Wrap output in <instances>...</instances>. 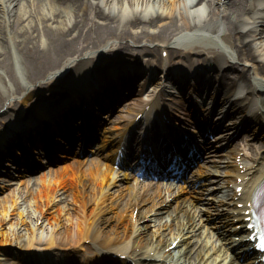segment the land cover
Here are the masks:
<instances>
[{"label": "bare ground", "instance_id": "1", "mask_svg": "<svg viewBox=\"0 0 264 264\" xmlns=\"http://www.w3.org/2000/svg\"><path fill=\"white\" fill-rule=\"evenodd\" d=\"M54 1L0 0V108L5 105L7 99L17 98L29 84L40 82L55 69L64 67V69L68 68L69 72H80L91 58L97 60L101 56L96 55L83 61L86 51L103 47L109 41H111L110 47L105 48L100 54L113 55L115 58L122 54L127 56L126 60L137 61L140 53L147 52L155 55V58H150L154 60L159 58L156 53L159 48L160 53L164 49H168L169 53H172V50L175 51L173 46L176 43L170 42L173 38L179 40L183 32V35L186 33L188 38L191 33L197 31H203L204 39L211 43L203 46L204 48L195 45L194 50L201 52L199 53L201 55L193 63L211 67V69H205V72L214 81V85L217 83V87L214 88L220 89L225 94L226 89L232 91L239 83L255 76L258 86L263 85L261 88L264 91V15L252 14L250 19H243L242 13L248 8L247 0ZM123 2L128 3L125 14L122 12ZM132 3L136 4V7H133ZM66 13L68 16H65ZM244 21L246 23L242 25ZM216 36L225 47L218 45ZM171 44L174 45L170 46ZM216 44L217 48H215ZM191 46L194 47V45ZM208 46L213 50L205 49ZM207 52L213 53L214 56ZM219 58L221 61L218 62ZM214 67L217 73H212ZM225 68L234 74L224 72L219 74L220 70ZM55 79L52 77L47 81L52 82ZM120 82H122L120 83L122 88L128 87L126 81L120 79ZM243 87L249 91L248 95L253 92L251 86L248 85L247 89L244 84ZM29 93L17 101L8 102L7 107L15 108L19 104L23 107L32 105L35 95ZM71 99L75 100L74 95ZM239 103L241 104L242 100L236 102V104ZM243 106L246 105L241 104V107ZM60 110L65 111L63 107ZM136 110L128 109L132 114ZM55 112L56 109L52 111V113ZM260 113L264 114V109ZM10 116L12 113L5 116L0 113V122ZM46 117L49 116L45 115L42 119ZM104 117L110 118L107 114H104ZM130 119L131 117L127 121ZM107 120L110 121V119ZM259 123L258 116L256 124ZM110 131L111 129L106 128L101 138L102 143L94 149H101L106 143L113 142L111 139L116 133ZM261 132H264V128L260 129ZM102 157L100 165L97 162L95 167L88 168L87 174L75 172L79 177L74 181L64 179L63 172L56 173L52 183L46 180L41 186L30 184L29 175H22L18 178L21 180L9 181V184H15V187L1 194L0 199L10 198L15 188L25 189L21 196L24 198L28 196L34 202L37 211L34 222L42 213H49L45 209L47 202H53V205L56 203V198L59 201H67L53 212L50 211L49 216H44L50 224L49 237L37 239L32 236L34 223L32 226L28 223L32 220L24 216L22 210L17 211L19 220L10 222L6 227L3 226L4 222L10 221L12 213L17 209L14 206L16 201L13 199L12 203L11 201L2 202L0 204V243L9 242L20 248L34 245L48 246L55 255L61 253L59 248L76 246L84 250L79 256L83 263L91 261L93 255L107 254L115 250L125 253L140 264L143 256L137 253L140 248L162 251L178 233L183 234L182 230L188 228V223L184 224V220L182 223L178 222V229L175 232L171 231L172 237L169 238L166 233L160 232V227L154 230L157 233L148 234L144 230L148 227L147 225L134 224L133 219L137 221L142 218L147 220L154 218L153 213L157 210L154 206H158L162 199L147 197L142 194V191L135 190L130 185L121 186V184L111 198L109 196L113 188L111 185L114 184L118 175V171H114L111 165V160L115 157L114 148ZM263 158L260 165L264 164ZM41 161L44 160L41 159ZM233 165L234 163L227 164L229 168ZM262 167L256 168V164H252L246 170L259 172L255 177L257 180L264 174V166ZM208 170L205 171L207 175L214 172L213 169L209 172ZM228 171L234 173L235 169ZM121 173L128 175L126 172ZM237 175L240 174L237 173ZM133 178L135 180L132 183L139 182L136 177ZM151 183L143 182L142 184L150 185ZM238 184L242 183L235 182L234 187ZM244 185H247V182ZM6 189L4 188V192ZM229 195L228 199L232 201L236 196L235 188ZM147 199L149 204L144 207L143 204ZM228 204L229 202H225L224 206L217 208L218 214L221 215L220 224L223 223L229 228L243 225L241 215L235 214L233 211L235 209L229 208ZM176 209V207L172 208L174 211ZM133 210L138 211L137 219L131 217ZM111 211L115 214L110 213ZM167 212L170 214L169 210ZM150 213L152 216L149 215ZM126 216L129 220L124 222ZM180 216L184 217L185 212ZM180 227L182 230H179ZM23 228L24 231H22ZM179 237L178 235L177 238ZM187 237L188 235H182L178 243L179 254L173 256L177 264H187L189 261L186 260V249L183 244ZM82 240L88 242L84 244L81 243ZM198 242L196 240V243ZM1 251L0 247V264H20V261L8 260ZM145 256L152 258L155 255L147 253Z\"/></svg>", "mask_w": 264, "mask_h": 264}, {"label": "rangeland", "instance_id": "2", "mask_svg": "<svg viewBox=\"0 0 264 264\" xmlns=\"http://www.w3.org/2000/svg\"><path fill=\"white\" fill-rule=\"evenodd\" d=\"M123 5H127V4L123 3ZM135 5H133V3H132V6H135ZM123 12H126V10L123 11ZM65 16H68V13H66ZM98 50L99 49L88 50L87 53L93 54V53L97 52ZM172 57L175 58L176 55L174 54ZM54 72H55V70H53L50 74H48L46 76V78L41 79L40 81H45V79L46 80L49 79L53 75ZM254 81H255V79H254ZM43 84H44V82L43 83H31V84H29L28 87L25 89V93L27 91H31L30 93L35 92V94H37V93H39L41 91L39 89H41L40 87H42ZM4 107L5 106H3V108ZM6 111H4L2 113V115L3 114L5 115ZM10 111L11 110H9L8 112H10ZM72 163H73V157L66 159L64 161V163H63L64 164L63 166H64L65 169H67L68 167H70L72 165ZM18 201H19V203L17 205V210L16 211L14 210V213H12V215H11L12 218L10 219V221L8 220V221L4 222L3 226L6 227L8 224H10V222H12V221L15 222V221L19 220V214L17 212L18 210L24 211V214H25L24 216L30 217L28 219H32L33 220V218H34L33 216L37 212V211H35L34 202L30 201L28 198H25L24 200L20 199ZM28 223H30L31 226L33 224L31 222H28ZM33 227H34V230L32 231V233H33L32 236H35L36 239L37 238H48L49 237L48 235H49L50 224L43 217H42L41 220H37ZM22 231H24V228L22 229ZM34 246H36V248H34V249L38 250V249H40L41 245H34ZM0 247L2 248L1 252L4 254L3 256H6L7 258H10L9 256L11 255V253L13 254V256H14V253L15 254H25L24 252L27 251L28 249H30V248H22V247L20 248V247L14 245V244H9V242L0 243ZM14 258H12V259H14Z\"/></svg>", "mask_w": 264, "mask_h": 264}]
</instances>
